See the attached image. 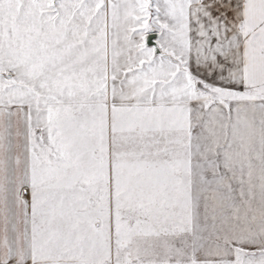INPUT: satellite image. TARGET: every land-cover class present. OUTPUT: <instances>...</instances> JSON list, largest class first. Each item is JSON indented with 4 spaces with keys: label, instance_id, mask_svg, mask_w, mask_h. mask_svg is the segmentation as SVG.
I'll use <instances>...</instances> for the list:
<instances>
[{
    "label": "snow or ice",
    "instance_id": "1",
    "mask_svg": "<svg viewBox=\"0 0 264 264\" xmlns=\"http://www.w3.org/2000/svg\"><path fill=\"white\" fill-rule=\"evenodd\" d=\"M0 264H264V0H0Z\"/></svg>",
    "mask_w": 264,
    "mask_h": 264
}]
</instances>
